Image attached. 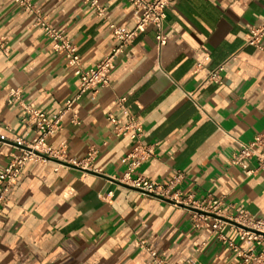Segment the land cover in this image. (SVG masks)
Returning a JSON list of instances; mask_svg holds the SVG:
<instances>
[{
    "label": "crops",
    "instance_id": "0c3cea01",
    "mask_svg": "<svg viewBox=\"0 0 264 264\" xmlns=\"http://www.w3.org/2000/svg\"><path fill=\"white\" fill-rule=\"evenodd\" d=\"M95 1L103 16L86 0H32L52 27L65 31L87 67L116 45L111 23L135 28L129 0ZM263 22L264 0L172 2L166 45H158L153 27L139 33L117 59L111 85L83 94L48 139L64 146L67 160L81 161L95 149L91 167L31 162L10 187L0 207V264H152L149 247L169 264H238L222 235L264 255V243L242 241L230 227L221 233L198 227L190 209L120 185L134 142L116 137L108 121L110 113L125 120L117 107L125 98L143 123L144 144L154 146L134 176L166 184L181 172L183 196L211 194L264 219V172L249 176L230 164L240 143L264 137V50L245 43ZM0 35L11 48L9 57L0 55V135L32 137L23 107L52 116L76 95L79 81L36 16L15 0H0ZM223 63V84L208 81ZM18 152L0 146V172ZM256 167L254 159L249 168Z\"/></svg>",
    "mask_w": 264,
    "mask_h": 264
},
{
    "label": "built area",
    "instance_id": "2783aa9c",
    "mask_svg": "<svg viewBox=\"0 0 264 264\" xmlns=\"http://www.w3.org/2000/svg\"><path fill=\"white\" fill-rule=\"evenodd\" d=\"M96 8L98 14L103 16L104 9L100 8L95 0H86ZM176 0H129L134 9L135 28L125 31L115 24L109 25L116 45L110 53L93 67H87L78 47L72 43L65 31L52 27L40 13L32 0H15V3L24 11L36 16V24L43 28L45 34L52 40L54 51L64 55L66 68L79 81L78 91L74 97L67 100L65 106L56 114L49 116L46 112L31 106L23 107V117L27 124L36 131L34 136L19 137L9 141L6 136L0 135V146L4 144L16 147L19 152L8 156L7 165L0 172V207L5 204L10 187L16 183L23 169L31 162L47 163L56 161L59 165H72L88 169L94 160L97 151L92 149L85 159L81 161L67 160L64 146L53 147L48 139L53 136L62 125L64 117L72 110L76 101L92 89L106 88L111 85V75L115 69L116 61L126 49L134 42L139 33L147 28L156 29V39L160 47L166 45L167 37L163 32L167 19V9ZM264 22L252 27L245 36V43L257 49L264 50ZM11 48L6 39L0 35V55L9 57ZM225 63L211 71L207 80L215 84H223ZM17 97V92L13 94ZM190 98L194 100L193 95ZM13 101V99H12ZM118 111L125 115V120L120 122L115 113L108 115V121L113 125L114 134L118 138H129L134 142L132 151L124 159L126 171L118 179L120 185L139 190L151 198L168 199L178 207H186L193 212L194 224L198 227H208L214 233H221L226 227L238 231L239 239L250 241L256 245L264 243V219L251 217L246 210L227 204L222 198L208 195L203 199H196L192 195L183 196L178 185L183 181L184 175L178 172L172 176L168 183H159L149 180L141 175L134 176L142 164L155 154L154 146L145 145L143 142L144 128L140 119L130 114L126 99L117 101ZM30 137V138H29ZM264 137L257 135L250 143H240L238 152L230 159V164L239 166L251 176L256 172H264ZM257 161V167L250 169L252 160ZM112 195V192L109 193ZM222 239L234 250L240 258L238 264H264V255L243 250L225 236ZM152 264H169L155 249L148 248Z\"/></svg>",
    "mask_w": 264,
    "mask_h": 264
},
{
    "label": "water",
    "instance_id": "95a60500",
    "mask_svg": "<svg viewBox=\"0 0 264 264\" xmlns=\"http://www.w3.org/2000/svg\"><path fill=\"white\" fill-rule=\"evenodd\" d=\"M163 200L168 201V202H170V203H173L172 201H170V200H168V199H163ZM182 207H184V206H182ZM185 208H186V207H185ZM190 210H193V209H190Z\"/></svg>",
    "mask_w": 264,
    "mask_h": 264
}]
</instances>
